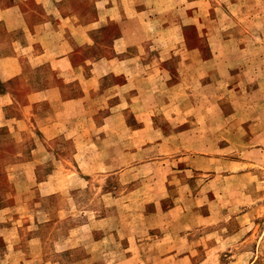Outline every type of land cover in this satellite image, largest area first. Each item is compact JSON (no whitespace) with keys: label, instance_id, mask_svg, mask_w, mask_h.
<instances>
[{"label":"rangeland","instance_id":"1","mask_svg":"<svg viewBox=\"0 0 264 264\" xmlns=\"http://www.w3.org/2000/svg\"><path fill=\"white\" fill-rule=\"evenodd\" d=\"M105 8L64 113L95 119L0 161V264H264V0L65 1Z\"/></svg>","mask_w":264,"mask_h":264},{"label":"crops","instance_id":"2","mask_svg":"<svg viewBox=\"0 0 264 264\" xmlns=\"http://www.w3.org/2000/svg\"><path fill=\"white\" fill-rule=\"evenodd\" d=\"M65 1L0 0V80L21 83L0 90V142L7 143L3 137L8 135L16 146H26L30 140L39 139L35 136L41 137L37 150L26 146V151L16 148L9 154H0V161L20 158L10 168L21 164L33 168L37 156L45 153L42 142L64 136L82 118L95 119L92 114L64 113L70 106L89 111L97 103L95 94L82 93L73 82L81 72L78 50L83 43L92 44L90 30L102 29L103 23L106 25L112 16L107 8L99 14L66 12ZM82 13L90 15L84 24L80 22ZM103 60L110 69L109 57L89 59L88 80L100 79L101 75L92 76V68ZM133 87L140 93L139 85Z\"/></svg>","mask_w":264,"mask_h":264}]
</instances>
